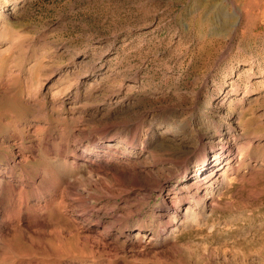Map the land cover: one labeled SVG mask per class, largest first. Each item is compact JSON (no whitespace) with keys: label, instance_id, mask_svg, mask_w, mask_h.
Instances as JSON below:
<instances>
[{"label":"rangeland","instance_id":"rangeland-1","mask_svg":"<svg viewBox=\"0 0 264 264\" xmlns=\"http://www.w3.org/2000/svg\"><path fill=\"white\" fill-rule=\"evenodd\" d=\"M215 2L0 0V139L20 153L19 139L7 137L11 126L20 128L29 156L31 145L41 147L48 137L68 148L67 155L50 154L53 163H78L82 174L97 171L93 183L101 190L91 201V218L113 222L104 234L108 242L130 247L135 234H153L147 249L117 253V264H264V0H236V10L225 5L223 20L205 24ZM233 23L235 37L229 35ZM216 26L224 38L212 43ZM97 128L128 131L138 142H114L116 153L89 159L75 138L106 143ZM226 144L234 159L222 157L213 206L201 211L190 196L194 178L209 171H197L196 153L210 150L211 160ZM179 163L190 169L183 183L169 177ZM124 167L143 175L153 170L150 179L158 184L116 196L102 190L104 173ZM17 170L15 180L24 181ZM188 206L196 220L172 237L173 207L181 217ZM86 218H77L85 229ZM167 238L177 252L157 262L149 251H167ZM103 258L80 264H105Z\"/></svg>","mask_w":264,"mask_h":264},{"label":"bare ground","instance_id":"bare-ground-1","mask_svg":"<svg viewBox=\"0 0 264 264\" xmlns=\"http://www.w3.org/2000/svg\"><path fill=\"white\" fill-rule=\"evenodd\" d=\"M215 1V8L211 13L213 18L206 17L204 20L205 24L209 25V23H212L211 19L223 20V18H219L224 15L222 9L226 6L228 9H235L236 6V0ZM237 15L238 17L241 15L243 16L244 12H237ZM234 19L235 18L230 19L231 22H233ZM216 27L217 29L210 35V41L212 43L224 38L225 32L221 33L222 28L219 26ZM229 32L230 36H237L238 29L234 23ZM8 90H11V87ZM11 91L9 92L11 93ZM2 93V98L4 99V92L2 91ZM4 127V122H0V129ZM9 129L10 132L7 137H17L19 139L16 145L18 147L17 151L20 153L15 154L14 150L11 148L12 146H10V144L5 145L4 138L0 139V264H80L100 254L104 257L100 263L117 264V253H128L127 249L130 247L148 248L152 242L153 234L148 235L143 233L139 237L137 236L139 234H135L137 243L131 244L130 247L129 245L125 247L123 244L118 247L113 245L114 243L111 244V242H108L104 234L109 235L110 229L115 228V225L112 224L113 222H103L101 220L93 221L91 218V216L94 217L93 215L96 214V208L91 201H96V198H98L97 194L101 190V188L97 187L98 185L96 183H93V174H95V172L97 173V171L90 169L88 173L82 174L79 170L80 165L78 163L72 162L67 164L64 162V164H62V161L60 164L56 162L53 163L52 159L54 158H49L50 154H55L58 157L67 155L68 148L66 144V146H63L55 142L50 143L48 137H46V143L44 145L41 144V147L39 143L37 145H31L30 155L27 156L23 154L24 150H29L26 145L24 146V142L21 139L23 132L20 128L18 130L12 126ZM95 130H98V128ZM96 132H98L102 138L107 139L106 143H100L91 137L79 140V136L74 135V138L76 136L75 139L85 148L84 156L92 160L95 156L101 154L116 153V148L113 146V144H115L114 142L125 141L127 144H136V142H138L136 136L129 134L128 131L125 130H117V132H115L111 131L110 128H105ZM84 142L85 144H83ZM217 150H213L211 160L210 150L207 151L203 149L201 153L198 152L199 155L196 153L195 156L198 160L195 163L200 167L197 171L204 170V168H207L209 171L206 175H204L205 172H203L200 176L194 178L195 183L193 186L196 192L190 196V203L201 211L207 207L213 206L212 201L214 202V195L216 194H213L212 191L215 189L214 186L217 185L216 174L218 170L222 168V157L226 156L228 160L234 159L233 151L227 144L225 147L221 148V151ZM40 151L41 154L37 156L38 158L35 164L30 165L28 163L29 160H33L37 152ZM78 153V151L73 152L75 155H81ZM15 155H20V161H15L13 158ZM32 155H34V157L28 159V157ZM1 162H4V168L7 167L5 171L6 174L2 173ZM139 163H142V161ZM176 167L177 172H169V177H173L174 179L175 176H177L180 182L183 183L184 177L188 178L190 169L185 163L176 164ZM17 168H19V172L21 173L19 178H24V181L15 180V172L18 171ZM115 169L110 170L109 173L104 171L105 178L103 177L107 183L105 182V184H102V190L105 189L111 195H121V193L127 191L129 188L147 189L156 183L155 180L152 178L150 179V176L154 173L153 170L148 169L143 175L141 172L136 171L137 169L131 170L125 167L122 169ZM6 175H8V178L12 181L6 179L4 177ZM222 177H224L222 179L223 181H228L227 176L222 175ZM178 183L179 181L177 184ZM201 189L206 192L203 194L198 193ZM90 190H94L95 194L91 192V194L87 193ZM107 197L108 196H106V198ZM192 209L193 207L188 206L180 217V214H178L175 207H173L171 222L173 224L171 229L173 228V230L170 233L172 237L176 232L175 230L180 228V225L188 221L193 222L196 220V216L192 214ZM78 217H88L86 221L90 225L89 228L85 229L86 227L80 226L77 222ZM119 223L120 222H118L117 225H119ZM138 230L141 231L142 227H138ZM115 239L118 240L117 238H113V242L115 241V243H118ZM165 241L168 245L166 246V248L168 247L166 249L167 251H162L161 248H159L161 252H159L158 249L149 251L155 252V260L159 257L157 258V262L160 260V257H165L164 255L166 254L163 253L167 252V254L172 257L171 252L174 250L177 252L175 244L171 243L168 238L164 239V242ZM145 254L146 251L142 253V256H145ZM126 258H128L127 255ZM120 264L136 263L125 259L121 261ZM162 264H166L165 261H163Z\"/></svg>","mask_w":264,"mask_h":264}]
</instances>
